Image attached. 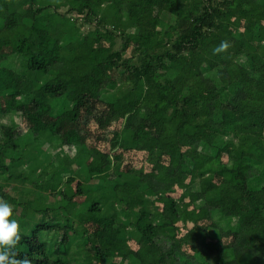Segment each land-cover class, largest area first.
<instances>
[{
    "label": "trees",
    "instance_id": "1",
    "mask_svg": "<svg viewBox=\"0 0 264 264\" xmlns=\"http://www.w3.org/2000/svg\"><path fill=\"white\" fill-rule=\"evenodd\" d=\"M221 41L230 47L213 54ZM245 93L264 103V0H0V148L11 152L0 166V197L14 212L23 205L17 258L217 264L222 249L264 264V244L254 240L264 239V105L245 111ZM16 117L10 132L6 120ZM128 118L139 127L125 130ZM73 120L84 132L88 125V138L64 155L69 165L61 150L52 155V183L38 170L51 159L48 132ZM172 125L176 141L166 147L160 139ZM28 145L29 167L21 154ZM174 157L179 169L169 175ZM15 162L42 190L74 192L86 208L75 214L66 203L51 216L47 200L38 208L36 186L32 203H15L4 187L20 177L9 172ZM226 172L241 189L237 203ZM152 180L167 190L149 192ZM157 198L172 202L170 219Z\"/></svg>",
    "mask_w": 264,
    "mask_h": 264
},
{
    "label": "rangeland",
    "instance_id": "2",
    "mask_svg": "<svg viewBox=\"0 0 264 264\" xmlns=\"http://www.w3.org/2000/svg\"><path fill=\"white\" fill-rule=\"evenodd\" d=\"M95 10L98 13V11H100V8L95 7ZM165 22H166V20L164 21V23ZM87 27H88L87 25L84 26V31L87 30ZM116 43H117L116 46H119V39H117ZM257 60H259V58ZM240 97H242L244 100H246L245 111H248L250 109H254L257 107H261L264 105L263 102H258V101H254V100L250 99V97L247 93L241 94ZM7 105H8V101L2 102V106L6 107ZM147 107H146V109H147ZM148 110H150V108H148ZM9 112L13 113L11 110ZM20 122H21V120L18 117L8 118L6 120V126L10 132H14L15 124L20 123ZM87 126H86V132H84L82 122L80 120H73V121H69V122L64 123L58 131L48 132V138L51 140V144L49 146L53 148V150L50 152V158L51 159L49 161H44L45 163H48L47 167L44 170H42L41 168H38V170L46 171L48 173L49 179L52 183L56 182V180L58 179L55 176V170L57 167H59L58 163H56V161L52 158V155L58 154V149L61 150V156L66 155L69 151H73V146L77 142L78 139H83V137L88 138ZM138 127H139V121L137 119L128 118L126 120V124H124V129L129 130V131H133V130L137 129ZM175 127H176V125H172L169 127V130L166 129L164 131V133L160 139V143L162 145L169 147L170 145H172L176 141ZM127 135L130 136L131 133L128 132ZM124 136H126L125 133H124ZM5 137L7 138V133H6ZM121 137H123V133H121ZM88 141L90 142L89 139H88ZM21 142H22V140L18 139V140L13 141V144L14 145L20 144ZM32 150H33V148L31 149V145H28L24 149V151L21 153L22 158H23L22 160H23V162H26V166H28L29 164H31L33 166L34 161H32L31 154H30V152ZM123 152H124V154H128V151L125 149L123 150ZM10 155H11L10 151H4V150H2V148H0V166L2 165L4 159H6V160L9 159L8 157H10ZM70 155H71V152H69V156ZM17 159H19V158H17ZM62 161H64L66 165L70 164L69 158L66 156H64V158H62ZM178 162H179V159L177 157H174L172 159L170 166L167 168V173L169 175H172V174L178 172V169H179ZM196 164L197 165L199 164V160L196 161ZM26 166H24L23 163H17V162L11 163L9 166V172L11 174H15L17 172L18 173L20 172V177H17L14 179L15 184L13 187L10 185H4V187L6 188V194L8 196L14 198L15 203H22V204L23 203H27V204L32 203L36 193L34 192L33 194H31V192L34 190V187L36 186L38 189L41 190V192L37 195L38 208L43 209L45 202L47 200V203H48V209L47 210L50 211L51 216H57V215L59 216V215L63 214V212L66 211V208L64 207L66 203H68L70 206H72L74 208L75 214H79L80 211H82L83 209L86 208L87 204H85L83 206H80L79 204H83L84 202H87V200L83 199L82 196L74 194V192H70L68 195H65L66 194L65 192L50 194V191L52 190L51 185L46 186V188L43 190L41 188H39L35 182L32 183L31 178L33 176H29L31 178H29V177L27 178L25 176V173L27 172ZM81 172H82V168L79 170V173H81ZM0 174H3L2 168H0ZM226 181L228 183V188L232 193L231 202L237 203L240 200L241 189L238 186L237 182H232V180L230 179V174L228 172H226ZM84 185L82 186V189L84 188ZM88 185H93V184H88ZM93 186H96V185H93ZM29 187H32L33 189L30 191H26V190H28ZM127 190H130V189L127 188ZM147 190L151 193L154 191L165 192L167 190V183L157 181V180H152L149 182V187ZM108 193H109V189L107 187H102L98 193V198L104 200L107 197ZM39 199H40V202H39ZM67 200H69V202ZM207 202H208L209 207H211V208H224L223 202L217 198L207 197ZM171 204H172V202H170V201H166V202L162 203L158 200V198L156 200L157 208H160L161 206L165 207V215L168 217V219H170V216H171V212L169 209ZM22 206L18 207V209H19L18 212H14V218L16 215L19 216V214L22 211ZM248 214H249V212H248ZM45 217L46 216H44V218ZM168 232L171 233V229H168ZM189 235L191 236L192 233H190ZM254 240L256 242L264 244V239L262 241H260V239L258 237H256V238H254ZM149 262L151 264H155L157 262V260L151 257L149 259ZM212 262H216L217 264H221V263H223V264H245L244 262L237 261L236 259H234L230 255L229 252H224L222 249H219L215 253L214 257L212 258ZM94 263H95V260H91V261H87L85 264H94Z\"/></svg>",
    "mask_w": 264,
    "mask_h": 264
},
{
    "label": "clouds",
    "instance_id": "3",
    "mask_svg": "<svg viewBox=\"0 0 264 264\" xmlns=\"http://www.w3.org/2000/svg\"><path fill=\"white\" fill-rule=\"evenodd\" d=\"M229 47L228 41H221L220 45L214 48L213 54L225 52ZM20 240V223L14 218L13 205L0 197V264H32L27 256L17 258V245Z\"/></svg>",
    "mask_w": 264,
    "mask_h": 264
}]
</instances>
